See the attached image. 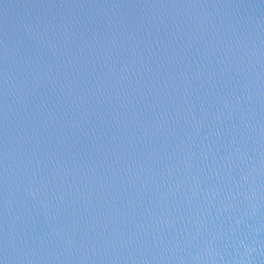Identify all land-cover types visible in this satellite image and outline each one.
Here are the masks:
<instances>
[{"label": "water", "instance_id": "95a60500", "mask_svg": "<svg viewBox=\"0 0 264 264\" xmlns=\"http://www.w3.org/2000/svg\"><path fill=\"white\" fill-rule=\"evenodd\" d=\"M0 264H264V0H0Z\"/></svg>", "mask_w": 264, "mask_h": 264}]
</instances>
